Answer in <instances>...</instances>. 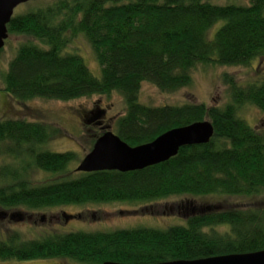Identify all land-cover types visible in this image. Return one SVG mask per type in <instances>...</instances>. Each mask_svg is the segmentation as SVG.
Segmentation results:
<instances>
[{
    "label": "trees",
    "instance_id": "1",
    "mask_svg": "<svg viewBox=\"0 0 264 264\" xmlns=\"http://www.w3.org/2000/svg\"><path fill=\"white\" fill-rule=\"evenodd\" d=\"M7 31L40 43H21L1 75L2 90L19 103L117 92L125 109L114 122V133L130 146L197 121L208 120L213 127L207 143L182 146L168 160L143 169L70 176L66 174L75 153L41 147L56 130L43 121L2 119L0 157L11 162L0 164V210L8 211L10 220L19 217V209L150 202L175 195L259 199L245 208L206 207L187 215L185 223L163 229L48 232L32 239L16 229L0 230V260L156 264L264 249V134L237 114L245 104L264 112V73L256 71L245 83L223 74L229 101L222 106L202 102L147 106L139 101L143 82L173 92L190 85L197 65L249 66L263 56L264 0H249L246 5L207 0H55L13 15ZM79 35L92 49L99 77L80 55L64 52ZM80 120L87 124L90 117L80 115ZM89 127L85 126L91 131ZM103 127L93 130L91 146ZM31 169L61 178L34 182Z\"/></svg>",
    "mask_w": 264,
    "mask_h": 264
},
{
    "label": "rangeland",
    "instance_id": "2",
    "mask_svg": "<svg viewBox=\"0 0 264 264\" xmlns=\"http://www.w3.org/2000/svg\"><path fill=\"white\" fill-rule=\"evenodd\" d=\"M55 0H36L21 3L13 10V15L25 12L31 7L47 5ZM215 4L246 5L249 0H207ZM212 28L211 32L218 27ZM25 42L37 45L33 38L19 34H9L0 51V120L23 117L27 120L43 121L55 131V135L42 144L44 150L51 152L73 151L75 159L68 166L66 175L75 176L79 161L90 150V136L96 127L104 125L105 130L114 132L116 118L124 113L122 96L117 92L108 95H91L68 101L47 98H33L19 103L2 90V73L14 56L16 48ZM64 52L80 55L90 72L99 77L100 67L94 58L86 39L79 35L67 44ZM256 71L264 73V55L257 57L249 66H222L217 64L197 65L192 71L190 85L173 92H161L154 85L143 82L139 90L140 103L147 106L181 105L187 102H202L206 105L222 106L229 101L227 85L223 83V74L232 76L237 82L245 83L256 76ZM258 73V72H257ZM94 114V116H93ZM237 114L251 127L264 134V112L253 105L245 104L238 108ZM80 115L90 117L83 124ZM90 125V129L85 126ZM100 131H103L101 129ZM91 133V135H90ZM94 137V136H93ZM91 138V139H90ZM10 163V158L0 157L1 163ZM34 182L61 178L41 170H29ZM259 198L242 196L212 195L199 198L187 195H175L150 202H113L88 203L84 205H65L39 210L19 209V217L5 215L8 211L0 210V230L9 229L21 232L25 239L37 238L48 232L68 231H111L149 227L163 229L172 224L185 223L190 213L208 207L226 209L229 207L245 208ZM253 206V205H252ZM193 207V208H192ZM14 211V210H12ZM74 215L75 217H65ZM78 216V217H76ZM0 264H86L61 258L34 260H0Z\"/></svg>",
    "mask_w": 264,
    "mask_h": 264
},
{
    "label": "water",
    "instance_id": "3",
    "mask_svg": "<svg viewBox=\"0 0 264 264\" xmlns=\"http://www.w3.org/2000/svg\"><path fill=\"white\" fill-rule=\"evenodd\" d=\"M36 0H0V49L8 38L7 23L14 8L25 2ZM213 135L208 120L193 122L171 128L153 140L130 146L111 130L103 131L93 142L90 150L77 164V172L117 170L120 172L143 169L176 155L185 145L207 143ZM101 264H132L104 261ZM156 264H264V249L245 253H228L215 256L179 259Z\"/></svg>",
    "mask_w": 264,
    "mask_h": 264
}]
</instances>
